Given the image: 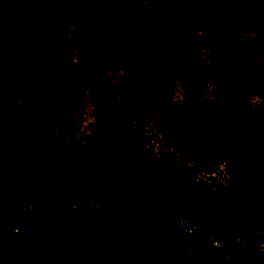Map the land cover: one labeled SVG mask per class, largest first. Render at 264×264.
Segmentation results:
<instances>
[{
	"label": "rangeland",
	"instance_id": "obj_1",
	"mask_svg": "<svg viewBox=\"0 0 264 264\" xmlns=\"http://www.w3.org/2000/svg\"><path fill=\"white\" fill-rule=\"evenodd\" d=\"M67 5L85 88L64 135L0 82V140L37 177L0 194V264H264V26L235 25L228 0H147L202 40L193 78L168 76L151 114L117 91L122 69L87 0ZM181 14V15H180ZM192 91L213 110L220 162L176 151L168 108Z\"/></svg>",
	"mask_w": 264,
	"mask_h": 264
},
{
	"label": "trees",
	"instance_id": "obj_2",
	"mask_svg": "<svg viewBox=\"0 0 264 264\" xmlns=\"http://www.w3.org/2000/svg\"><path fill=\"white\" fill-rule=\"evenodd\" d=\"M51 0H0V82L21 96L64 135L72 134L85 88L74 68L70 9ZM97 37L123 71L117 91L135 112L154 113L168 76L193 78L199 70L195 51L202 40L179 15L147 0H87ZM232 25L264 26V0H228ZM181 15V14H180ZM264 144V113L251 118ZM213 110L190 91L167 110L162 133L183 155L220 162ZM37 177L20 165L0 140V194L36 190ZM0 247V255L2 254Z\"/></svg>",
	"mask_w": 264,
	"mask_h": 264
}]
</instances>
